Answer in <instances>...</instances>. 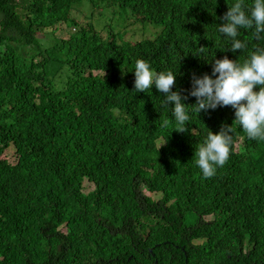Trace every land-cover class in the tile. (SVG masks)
<instances>
[{"label": "trees", "instance_id": "trees-1", "mask_svg": "<svg viewBox=\"0 0 264 264\" xmlns=\"http://www.w3.org/2000/svg\"><path fill=\"white\" fill-rule=\"evenodd\" d=\"M84 2L92 13L78 22ZM234 3L0 0V264H264V141L235 125L215 176L194 162L235 110L196 112L192 74L264 48V33L240 29L247 48L228 50L218 28ZM95 11L138 25L104 34ZM66 26L70 38L55 36ZM138 59L176 75L187 132L155 86L135 91Z\"/></svg>", "mask_w": 264, "mask_h": 264}, {"label": "clouds", "instance_id": "clouds-1", "mask_svg": "<svg viewBox=\"0 0 264 264\" xmlns=\"http://www.w3.org/2000/svg\"><path fill=\"white\" fill-rule=\"evenodd\" d=\"M218 31L232 41L228 50L236 52L247 48V43L238 39L240 29L254 30L256 39L264 33V0H254L250 9L245 8V0H235L228 4V11L222 18ZM204 51V48H201ZM134 89L137 93L155 88L164 96L163 106L173 104L172 115L176 122L175 131L185 133L190 120L185 100L188 96L180 90L173 91L176 75L171 71L156 72L151 64L138 59L135 62ZM259 89L258 91L256 89ZM190 96L196 97L194 110H215L218 107H232L235 120L232 125L223 124L219 133L209 131L206 139L195 148L194 162L205 178L216 175L218 167H223L230 158L234 145L235 125H239L249 139L264 141V48H257L249 57L239 63L237 60L216 59L212 74L203 76L192 74ZM169 124L163 120L161 127Z\"/></svg>", "mask_w": 264, "mask_h": 264}, {"label": "rangeland", "instance_id": "rangeland-1", "mask_svg": "<svg viewBox=\"0 0 264 264\" xmlns=\"http://www.w3.org/2000/svg\"><path fill=\"white\" fill-rule=\"evenodd\" d=\"M95 20L94 23L97 26L98 31H101V33L105 31L109 32V33H120L122 35L126 34L129 32V30L136 28L138 23L136 22L137 20L135 18H133V16L130 13H120V12H116L114 13L112 11V13L110 15L105 16L103 19L100 18L99 14L97 11H95ZM75 13V17H76V21L81 22L84 20V18L86 16L91 15L92 11L89 8L88 5H86V2H84L83 4H81L80 6L77 7ZM72 29L66 27H63V29L61 30V32H59L58 34H56L55 36H57L58 38H70L71 34H72ZM75 31V30H74ZM132 33L127 34L126 36L129 37ZM39 36H41L39 34ZM134 38V39H138ZM18 43H15L14 45H17ZM239 150V148H238ZM7 160H9L10 163L12 164H16L17 162V158L14 154V152H11L7 155ZM93 185L86 183L85 184V193L89 194L88 192H90L91 190H93ZM147 195H150L148 192H146Z\"/></svg>", "mask_w": 264, "mask_h": 264}]
</instances>
